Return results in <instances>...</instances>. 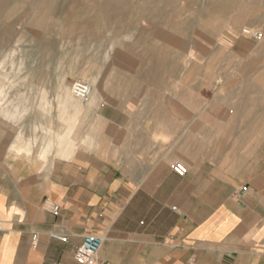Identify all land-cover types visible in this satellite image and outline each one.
I'll return each instance as SVG.
<instances>
[{"label":"crops","instance_id":"1","mask_svg":"<svg viewBox=\"0 0 264 264\" xmlns=\"http://www.w3.org/2000/svg\"><path fill=\"white\" fill-rule=\"evenodd\" d=\"M164 40L183 58L215 53ZM241 59H217L242 66L211 74L208 93L200 71L172 94L121 80L96 109V144L61 137L65 157L57 91L45 104L41 88L3 90L0 264H79L87 234L102 237L106 264H264V56Z\"/></svg>","mask_w":264,"mask_h":264},{"label":"rangeland","instance_id":"2","mask_svg":"<svg viewBox=\"0 0 264 264\" xmlns=\"http://www.w3.org/2000/svg\"><path fill=\"white\" fill-rule=\"evenodd\" d=\"M73 1L0 0V95L9 88L38 87L47 104L45 88L51 85L57 91L59 157H65L58 143L61 137L68 136L71 149L96 144L104 127L96 109L100 103H114V88L121 80L153 83L148 92L161 94L164 89L172 94L191 84L194 72L200 71L203 93H208L215 77L211 74L242 66L216 63L217 59L264 56V0H152L146 14L130 11L134 4L143 3L138 0ZM70 4L85 10L71 17ZM7 6L16 9L7 11ZM181 20L190 26L185 38ZM244 30L257 31L261 38ZM168 38L188 42L187 54L193 41L215 53L183 58L175 45L163 42ZM35 73H41V79H34ZM77 80L91 85L85 100L71 92ZM71 99L75 106L68 103Z\"/></svg>","mask_w":264,"mask_h":264},{"label":"built area","instance_id":"3","mask_svg":"<svg viewBox=\"0 0 264 264\" xmlns=\"http://www.w3.org/2000/svg\"><path fill=\"white\" fill-rule=\"evenodd\" d=\"M251 36L260 39L261 35L257 31H251ZM72 94L81 100H85L91 94V85L83 80H77L71 85ZM172 171L178 175L183 176L186 173L185 165L180 161H174L171 165ZM59 205L51 204L50 211L56 215L59 212ZM50 236L57 238L61 241H65L66 238L63 235L56 233H50ZM102 244V237L96 234H87L83 237L82 242L74 251V260L79 264H106L103 261L97 259V253Z\"/></svg>","mask_w":264,"mask_h":264},{"label":"bare ground","instance_id":"4","mask_svg":"<svg viewBox=\"0 0 264 264\" xmlns=\"http://www.w3.org/2000/svg\"><path fill=\"white\" fill-rule=\"evenodd\" d=\"M73 1V0H72ZM76 1V0H75ZM84 1H87V0H84ZM138 1H143V3H137V4H134L133 6H131V9H130V11H132V12H139V11H142V12H145V14H146V11H148V8L149 7H151L150 5H149V2L150 1H152V0H138ZM185 2H187L188 0H184ZM214 1V0H213ZM74 2V1H73ZM77 2V1H76ZM214 3V2H213ZM2 4V3H1ZM216 6V5H215ZM210 7V11H211V7L212 6H209ZM84 8V7H83ZM83 8L80 6H78V5H75V4H70V7H68V9H67V12H68V14H69V16H74L77 12H79V11H83ZM156 8V7H155ZM159 8V7H158ZM14 9H16V6H7V11H12V10H14ZM154 9V8H153ZM152 9V10H153ZM218 9V8H217ZM4 10V9H3ZM84 10H85V8H84ZM157 10V9H156ZM159 11H161L160 9H158ZM126 11V10H125ZM159 11H157V12H159ZM3 12V11H2ZM155 11L153 10V13H154ZM155 15V14H154ZM160 15V14H159ZM143 17V16H142ZM165 17V16H164ZM162 18V17H161ZM181 23H184L185 25L183 26V28H182V32H183V34H184V38H185V34H186V32L187 31H189V25L187 24V22H185L184 20L182 21L181 20ZM203 23V22H202ZM205 25V24H204ZM86 26L89 28V26H90V23H88L87 22V24H86ZM174 26V25H173ZM7 31V30H6ZM200 32V31H199ZM244 33H247V34H250L251 33V31L250 30H244L243 31ZM4 33V32H3ZM171 33V32H170ZM169 35V34H168ZM204 36V35H203ZM194 37V36H193ZM195 38V37H194ZM160 39V38H159ZM169 39V38H168ZM167 39V40H168ZM204 39V38H203ZM166 40V41H167ZM170 40H172L173 41V38L172 39H170ZM163 41H165V40H163ZM176 41V40H175ZM181 41V40H180ZM182 42V41H181ZM164 43H166V42H164ZM168 43V45H170L169 44V42H167ZM170 43H172L171 41H170ZM172 44H174V42L172 43ZM187 44V43H186ZM199 44V43H198ZM182 45V44H181ZM175 46H176V44H175ZM201 49H202V47H201ZM3 83V82H2ZM3 108V107H2ZM75 116V115H74ZM77 121V120H76ZM79 123V122H78ZM69 127V126H68ZM71 127V126H70ZM68 130H69V128H68ZM68 132V131H67ZM67 137V136H66ZM62 143V142H61Z\"/></svg>","mask_w":264,"mask_h":264}]
</instances>
